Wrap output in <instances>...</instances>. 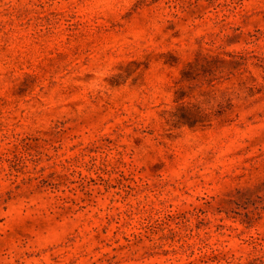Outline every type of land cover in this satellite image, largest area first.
<instances>
[{
  "label": "rangeland",
  "instance_id": "rangeland-1",
  "mask_svg": "<svg viewBox=\"0 0 264 264\" xmlns=\"http://www.w3.org/2000/svg\"><path fill=\"white\" fill-rule=\"evenodd\" d=\"M0 264H264V0H0Z\"/></svg>",
  "mask_w": 264,
  "mask_h": 264
}]
</instances>
